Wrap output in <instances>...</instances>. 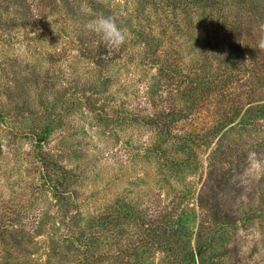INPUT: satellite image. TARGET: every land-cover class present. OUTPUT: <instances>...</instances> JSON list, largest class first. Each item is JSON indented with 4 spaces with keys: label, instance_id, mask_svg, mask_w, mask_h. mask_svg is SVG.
I'll return each mask as SVG.
<instances>
[{
    "label": "rangeland",
    "instance_id": "rangeland-1",
    "mask_svg": "<svg viewBox=\"0 0 264 264\" xmlns=\"http://www.w3.org/2000/svg\"><path fill=\"white\" fill-rule=\"evenodd\" d=\"M172 1L0 0V264H264V0Z\"/></svg>",
    "mask_w": 264,
    "mask_h": 264
},
{
    "label": "trees",
    "instance_id": "trees-1",
    "mask_svg": "<svg viewBox=\"0 0 264 264\" xmlns=\"http://www.w3.org/2000/svg\"><path fill=\"white\" fill-rule=\"evenodd\" d=\"M204 2V3H203ZM200 5V4H202V5H205L206 7H208V6H211L212 5V3H209V2H207V0L205 1V0H194V2H193V5L192 6H194V5ZM169 8H170V10H171V12H175L176 10H178V9H183V10H185L186 8H187V4L186 3H184L183 1L181 2H178V1H175V0H173L171 3H169ZM225 7H223V6H219V7H217V12H219V15H217L216 17H215V20L214 21H216L218 24V26L220 27V29H219V31H222V33H221V41L220 42H216V44H214V48H213V50L214 51H217L219 54H220V56H227L229 59H231V58H233V53L231 54V53H229V49L230 48H233V45H234V39H232L229 35V33H232V32H234L235 34H240V33H242L243 31V29L241 28V26H240V22H236V21H233L234 19H236L237 18V15H232V13L231 12H228L227 14L224 12V9ZM243 9L241 8V11H242ZM230 17V18H229ZM231 19H233L232 21H231ZM218 34V32L217 33H215V35H217ZM226 39H229V42H228V44H226ZM169 79H171V77H169ZM209 82H207V84H208ZM206 84V82L204 83V84H202V85H207ZM211 84H213L212 82H210L209 83V85H211ZM218 88H220V87H218ZM213 89H216V88H213ZM218 92V94H220V91L218 90L217 91ZM222 96V95H221ZM252 110H254L253 108H251ZM240 113V112H239ZM239 113H237V114H239ZM249 119L251 118V116L250 117H248ZM220 120H222L221 122L223 123V122H227V123H229V124H232V120H230V119H226V117H221V118H219ZM206 137H208V135H204L202 138H201V140H204V139H206ZM197 138V137H196ZM195 138V139H196ZM194 139V140H195ZM198 139H196V142L195 143H198L199 141H197ZM55 184H57L58 186H60L62 183H58V182H55ZM61 188V187H60ZM54 190H56V188L54 187L53 188ZM59 193H60V191H59ZM223 220H226V222H225V224L224 225H227L228 223L227 222H229L228 220H230L228 217H226V218H222ZM102 224H103V221L101 222V221H99L98 222V228L100 227V226H102ZM223 224V223H222ZM221 225V224H220Z\"/></svg>",
    "mask_w": 264,
    "mask_h": 264
},
{
    "label": "clouds",
    "instance_id": "clouds-1",
    "mask_svg": "<svg viewBox=\"0 0 264 264\" xmlns=\"http://www.w3.org/2000/svg\"><path fill=\"white\" fill-rule=\"evenodd\" d=\"M85 27L89 32L98 37L99 42L112 50L120 48L126 40L125 32L118 26L112 16H98L94 20L89 21ZM256 48L264 51V25H261V34ZM249 167L254 171L264 170V162H261L252 155L249 157Z\"/></svg>",
    "mask_w": 264,
    "mask_h": 264
}]
</instances>
